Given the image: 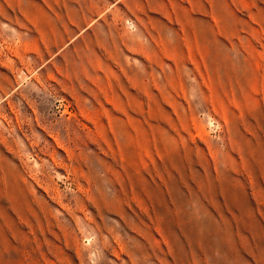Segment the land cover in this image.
Masks as SVG:
<instances>
[{"label": "rangeland", "instance_id": "rangeland-1", "mask_svg": "<svg viewBox=\"0 0 264 264\" xmlns=\"http://www.w3.org/2000/svg\"><path fill=\"white\" fill-rule=\"evenodd\" d=\"M0 264H264V0H0Z\"/></svg>", "mask_w": 264, "mask_h": 264}]
</instances>
